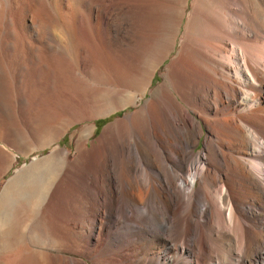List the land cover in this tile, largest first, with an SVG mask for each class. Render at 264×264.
<instances>
[{
    "label": "bare ground",
    "instance_id": "bare-ground-1",
    "mask_svg": "<svg viewBox=\"0 0 264 264\" xmlns=\"http://www.w3.org/2000/svg\"><path fill=\"white\" fill-rule=\"evenodd\" d=\"M84 1L82 15L78 3ZM171 1L122 0L120 21L109 23L106 0H66L56 39L41 15L60 1L0 0V46L24 53L32 40L43 39L53 56L65 57L75 40L88 54L79 67L112 84L75 74V86L63 93L70 108L39 123L32 135L0 112V138L17 149L52 145L75 121L135 104L134 90L148 91L156 68L179 43L164 82L135 111L107 124L90 148L93 128L86 127L75 161L53 146L32 168L17 170L0 192V213H10L9 197L26 184L43 191L46 211L58 201L71 212L89 213L87 224H79L88 231L69 222L57 235L39 234L44 246H55L59 233L74 236L79 247L54 248L92 263L264 264V0H193L182 33V9L178 13L180 4ZM35 46L41 56L43 45ZM119 97L126 99L120 104ZM201 136L203 147L195 152ZM5 144L0 159L12 157ZM44 171L54 172L46 184ZM10 232L0 230V264L9 261ZM30 254L38 264H86L45 248H30Z\"/></svg>",
    "mask_w": 264,
    "mask_h": 264
},
{
    "label": "rangeland",
    "instance_id": "rangeland-1",
    "mask_svg": "<svg viewBox=\"0 0 264 264\" xmlns=\"http://www.w3.org/2000/svg\"><path fill=\"white\" fill-rule=\"evenodd\" d=\"M74 1L75 3H77L78 0H74ZM179 1L173 0L171 1V3L174 2V4L176 5L180 4L179 5L180 8L177 9L178 13L179 10L182 9V18L179 26L180 27L179 31L182 33L189 12L192 8L193 0H187L185 6L182 4L183 0H179ZM57 2L58 3L56 4L60 3L57 6L58 9L55 6L56 4L54 5L52 4L50 8L45 9L46 13H42V15L41 14L40 15L44 24L46 23L48 26H50L49 28L51 29V33L54 34L55 38L60 39V35L58 34L59 30L61 29L59 24L61 21L60 18H63V16L61 17V15H64V11L67 7H65L66 0H57ZM121 2L122 0H106L105 3L106 5H108L106 8H108L107 10L109 12L107 21L109 23L112 22L118 23L120 21L119 13L121 11V4H122ZM61 3H63V6ZM53 6H55V8L58 10L59 15L57 14V10ZM78 6L80 8V11L83 10L82 15H85L87 13V11L85 10L88 9L87 2L84 1V3L82 4L78 3ZM172 6L175 7L173 4ZM177 7H175V9ZM48 9L50 12L48 11ZM51 9L53 10V12H55L54 9L56 10V14L53 13L55 14L56 17H54V15L51 14L52 13ZM60 9L61 12H63V14L59 12ZM96 14L97 13L95 12V16ZM57 15L60 17H58ZM82 15L80 14L79 17L81 18ZM44 16L47 17L51 16L53 18L51 20V18H47ZM97 17L98 16H96L94 20L97 21ZM57 20L59 23H56ZM108 33L109 31H107L106 37L109 36ZM32 43H35V45L37 46L43 45L44 48L42 47L40 51L43 52L41 56L39 55L37 57V55L35 54L38 51L35 45L33 48L26 47L24 53H20L19 50H17L19 52L14 50L12 51V49H10V47L6 45L0 46L1 47L0 48V112L3 113L4 117H6L9 120H12L13 124L16 125V128L22 134H26V135H32L36 133L37 131L40 130L41 124L48 121L50 118L55 117L56 115L57 116L60 115V113L63 114L67 109L70 108L71 106L70 102H67L65 96H64L65 99L63 98V93L65 91H69L71 87L75 86V80H74L76 79L75 74L77 76L80 73V75L85 77L88 82L95 85H99V86L112 85V84H107L105 82L103 83L101 81L93 80L82 70L81 67H79L81 60L83 61L84 57H86L88 54L87 51H85L84 49L81 50L82 48L80 50L75 48L77 44L75 40H70V42H68L69 48L68 50L65 51L64 54L66 55L65 57H61L60 55L53 56L51 53L53 51L47 47L48 44L47 40L45 41L43 39H41L40 41L32 40ZM87 46L93 48L91 44H87ZM178 48H179V43L176 42L174 47L171 49L170 53L162 60V62L156 68L154 72V76L149 84L148 91L141 94L139 90L132 88L133 90L135 89L134 90L135 100H136L135 104L133 105L128 104L125 107L118 108L110 112L109 114H106V116L105 115L102 116V114H96L95 117L92 116L90 118H84L81 121L80 120L75 121L73 124H71L68 127V129L65 130L61 138L53 142L52 145H46V147L32 146V144H30L29 145L30 148H29L27 144L26 145L27 147L24 145L25 147L20 146L17 149L15 147L14 148L12 147L11 140L9 141L7 137H5V139L3 138L4 142L0 138V143L3 144L7 143L5 144L7 146V150L10 151L12 154V157H10L9 159L8 157L5 158V156L3 155L1 158L3 160L0 159V164L2 161L5 162L1 164L3 166L0 165V192L3 190V187L9 181V179L14 177L17 170H28L30 169V167L32 168V164L36 162L35 159L39 157V160H41L43 155H46L52 149L53 146H58L60 148L65 149L68 152V161H75L76 159L75 157L78 153L77 144L80 141V135L84 131V129L86 127L93 128L90 136L88 137V140L86 141V147L90 148L92 147V144L96 142V139L101 135L102 131L104 130L107 124H109L110 122H112L117 118L123 117L126 114L135 111L136 108L140 104L144 103L151 96V93L158 86H160V84L164 82L165 80L164 74L166 72V66L170 62V60L177 54ZM84 62L88 64V59H85ZM105 69L106 72L109 71L107 68ZM124 98L126 99V97H119V99L117 98L118 103L120 104L123 103ZM202 141H203V136H201L198 140V143L194 145L193 151L198 152L201 150V148L203 147ZM53 177H54L53 171H44L40 173V178L44 181V183L51 182L50 180H52ZM193 185L197 187L199 185V182L195 181L193 182ZM29 188L30 187L24 184L19 188L18 190L19 193L18 192L17 194L16 192L12 193L13 195L11 194L12 196L9 197L8 199L9 205L6 204L8 205L7 207L10 213L8 212L9 214L6 213L2 215L0 213V230L5 229L11 231L10 232L11 236L9 235V237H12L9 240L10 244L9 242L7 244V248L9 250L8 264H38V262L36 263L35 260L33 262L31 261L32 257H28L32 255L30 254V248L33 249L45 248L46 250L54 254L76 257L79 259H84L86 264H95L92 263L93 261L91 259H85V257L79 256L75 253L67 252L66 250H58L57 248H54V247L63 246L61 247V249H63L65 246L70 247L71 244L74 247V244L78 243V241L75 242L76 240L74 236L67 235L68 236L67 237L66 235L62 236V234L59 233L58 236L59 240L57 241V244L60 242L59 246L55 243V246L54 244H50L51 245L50 247L49 244H47V246L46 245L44 246V244L40 241L41 238L39 234V231H46V230L52 232L55 231V233L56 232L58 233V231H65L69 228L68 227L64 228L63 226H66L64 223H69V222L72 223V225L76 228L77 231L79 230L88 231L89 229L87 227H86L87 229L85 227L81 228L79 224L84 220L86 222L89 221L88 219L90 217L89 213L85 212L84 213L85 216L84 215L82 216L81 213H78L77 211L76 212L72 211L73 212L72 213L71 211L68 210L67 207L66 209L65 206L61 207V204H59L58 201L56 204V209L54 211H46L44 209L45 196L43 195V191L38 190V192L33 191L34 192L33 193L31 190H29ZM124 189L126 190V192H129L127 186H125ZM13 190L15 191L17 189H13ZM62 201L65 200L60 199V202L64 204V202ZM10 209H13L14 211L16 209V211L14 212L11 211ZM18 210L23 213L20 215V212H18L17 214ZM71 215L73 216V220L70 221L69 219H72ZM82 217L84 219H82ZM78 220L80 221L78 222ZM85 221H84L85 223L84 225L87 224ZM35 231H38L37 234ZM32 232L36 234L33 240H31L29 237V235ZM62 237L65 238L63 239ZM66 238L68 239V241ZM80 245L81 243L77 244L78 247ZM18 260H22V263H17Z\"/></svg>",
    "mask_w": 264,
    "mask_h": 264
}]
</instances>
